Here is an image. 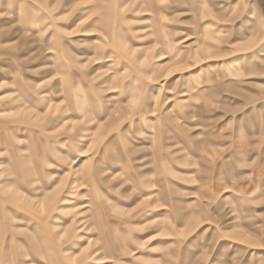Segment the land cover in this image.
<instances>
[{
    "label": "rangeland",
    "instance_id": "1",
    "mask_svg": "<svg viewBox=\"0 0 264 264\" xmlns=\"http://www.w3.org/2000/svg\"><path fill=\"white\" fill-rule=\"evenodd\" d=\"M0 264H264L256 0H0Z\"/></svg>",
    "mask_w": 264,
    "mask_h": 264
},
{
    "label": "crops",
    "instance_id": "2",
    "mask_svg": "<svg viewBox=\"0 0 264 264\" xmlns=\"http://www.w3.org/2000/svg\"><path fill=\"white\" fill-rule=\"evenodd\" d=\"M256 6L261 15L264 17V0H256Z\"/></svg>",
    "mask_w": 264,
    "mask_h": 264
},
{
    "label": "bare ground",
    "instance_id": "3",
    "mask_svg": "<svg viewBox=\"0 0 264 264\" xmlns=\"http://www.w3.org/2000/svg\"><path fill=\"white\" fill-rule=\"evenodd\" d=\"M263 51V50H262Z\"/></svg>",
    "mask_w": 264,
    "mask_h": 264
}]
</instances>
